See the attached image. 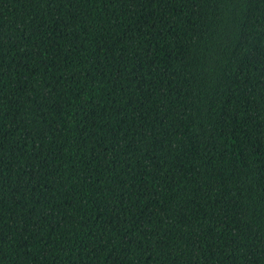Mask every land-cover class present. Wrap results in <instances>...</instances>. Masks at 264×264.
I'll return each instance as SVG.
<instances>
[{
  "label": "trees",
  "instance_id": "16d2710c",
  "mask_svg": "<svg viewBox=\"0 0 264 264\" xmlns=\"http://www.w3.org/2000/svg\"><path fill=\"white\" fill-rule=\"evenodd\" d=\"M0 264H264V0H0Z\"/></svg>",
  "mask_w": 264,
  "mask_h": 264
}]
</instances>
